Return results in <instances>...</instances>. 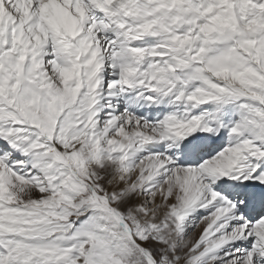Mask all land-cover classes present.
<instances>
[{"label": "snow or ice", "instance_id": "snow-or-ice-1", "mask_svg": "<svg viewBox=\"0 0 264 264\" xmlns=\"http://www.w3.org/2000/svg\"><path fill=\"white\" fill-rule=\"evenodd\" d=\"M0 264H264V0H0Z\"/></svg>", "mask_w": 264, "mask_h": 264}]
</instances>
